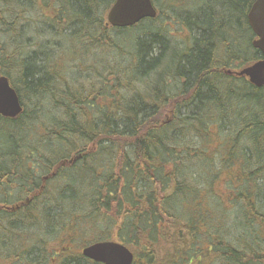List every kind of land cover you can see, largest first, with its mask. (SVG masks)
<instances>
[{"label": "trees", "instance_id": "1", "mask_svg": "<svg viewBox=\"0 0 264 264\" xmlns=\"http://www.w3.org/2000/svg\"><path fill=\"white\" fill-rule=\"evenodd\" d=\"M114 1L0 0L23 109L0 116V264H95L87 235L132 264H264V87L226 74L261 58L256 0H151L127 28Z\"/></svg>", "mask_w": 264, "mask_h": 264}, {"label": "water", "instance_id": "2", "mask_svg": "<svg viewBox=\"0 0 264 264\" xmlns=\"http://www.w3.org/2000/svg\"><path fill=\"white\" fill-rule=\"evenodd\" d=\"M156 10L151 0H115L107 14L112 27H132L144 19H154ZM247 21L250 29L258 38L252 42L259 50L262 59L243 69L238 76H246L257 88L264 87V0H256L251 6ZM22 112L19 97L5 76L0 77V116L14 119ZM82 255L101 264H132L133 254L123 245L115 242H102L82 250Z\"/></svg>", "mask_w": 264, "mask_h": 264}, {"label": "rangeland", "instance_id": "3", "mask_svg": "<svg viewBox=\"0 0 264 264\" xmlns=\"http://www.w3.org/2000/svg\"><path fill=\"white\" fill-rule=\"evenodd\" d=\"M38 15V13L37 12H35L34 13V15H30V14H28L27 16L29 17V18H27L28 20L30 19V20H32V19H34L35 18V16L36 17H38L37 16ZM26 16V17H27ZM45 16V15H44ZM26 17H24V18H26ZM26 19V20H27ZM25 21L24 20H22V21H20L19 22V24L21 25L22 23H24ZM33 27H31V29H27L26 31H25V33H27L28 32V35L31 37V35H30V33H33ZM46 33H47V38H45V40H53V32L52 31H50V30H48V28H46ZM182 35H183V32H180V30L178 31V29H173V31L171 32V34H170V36L172 37V39H174V40H178V39H182ZM47 45H50V44H47ZM52 48V47H51ZM88 239H89V235H87V236H85V239L83 240V241H81L80 242V245L79 244H74V243H72V250L76 253H80V251H81V249L85 246V244L84 243H86L87 241H88ZM62 249V245H61V248H60V250ZM66 249H67V246H66Z\"/></svg>", "mask_w": 264, "mask_h": 264}]
</instances>
